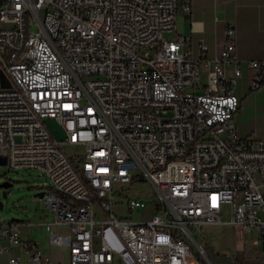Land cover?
Masks as SVG:
<instances>
[{
    "label": "built area",
    "instance_id": "obj_1",
    "mask_svg": "<svg viewBox=\"0 0 264 264\" xmlns=\"http://www.w3.org/2000/svg\"><path fill=\"white\" fill-rule=\"evenodd\" d=\"M181 11L189 0H0V159L46 177L49 244L68 251L54 262L0 225L5 264H201L191 241L224 224L264 254V141L236 133L235 27L218 57L194 56ZM249 67L260 90L264 59ZM144 183L151 200L126 193Z\"/></svg>",
    "mask_w": 264,
    "mask_h": 264
},
{
    "label": "crops",
    "instance_id": "obj_2",
    "mask_svg": "<svg viewBox=\"0 0 264 264\" xmlns=\"http://www.w3.org/2000/svg\"><path fill=\"white\" fill-rule=\"evenodd\" d=\"M189 2L191 12L179 13L177 34L192 36L191 49L194 56L200 54L199 45L204 43L208 46L207 56L218 57L225 44L227 28L230 25L235 27L237 53L242 69V76L234 89L241 98L240 109L234 117L236 133L241 139L253 138L264 141V84L260 90H251L254 70L249 67L250 62L264 59V0H189ZM228 75L232 77V69H229ZM53 219L54 216L49 209L43 213H36L33 222L29 224V229L20 228L22 239L38 244V240L32 238V228L37 227L47 231L46 223L52 222ZM59 231L64 232L63 229ZM48 235L47 231L49 242ZM242 235L244 239L251 236V241L242 246H234L229 252H219L216 258L212 261L208 259V262L210 264H262L264 254L252 245V239L256 234ZM13 252L17 254L19 250L14 248ZM43 252L45 253L44 250ZM67 256L68 251L66 260ZM7 260L8 255H0V264H5Z\"/></svg>",
    "mask_w": 264,
    "mask_h": 264
},
{
    "label": "rangeland",
    "instance_id": "obj_3",
    "mask_svg": "<svg viewBox=\"0 0 264 264\" xmlns=\"http://www.w3.org/2000/svg\"><path fill=\"white\" fill-rule=\"evenodd\" d=\"M174 34H165L164 39L171 41ZM4 74L0 75L2 79ZM3 84L4 81H3ZM6 85V84H5ZM46 126L57 141L65 142V133L56 119H46ZM68 154H72V149L64 147ZM4 159H0V225L17 224L21 227L30 228L36 213H43L48 210L47 201L40 197L41 193H51L48 180L38 170H14L4 166ZM132 197H138L149 201L153 198L154 190L148 183L132 187L127 190ZM150 210L136 213L134 219L143 216L148 217ZM23 228V230H24ZM32 238L38 240V244L50 256L54 262H65L67 250L60 247H51L47 239V231H42L37 227L32 228ZM62 231V230H61ZM251 241L243 238L239 230L231 225H217L204 227L200 235H196L191 241L194 256L201 264H210L217 257L219 252H229L234 246H242ZM62 260V261H61Z\"/></svg>",
    "mask_w": 264,
    "mask_h": 264
},
{
    "label": "water",
    "instance_id": "obj_4",
    "mask_svg": "<svg viewBox=\"0 0 264 264\" xmlns=\"http://www.w3.org/2000/svg\"><path fill=\"white\" fill-rule=\"evenodd\" d=\"M45 193H41L39 194L40 197H44ZM2 206L1 202H0V207Z\"/></svg>",
    "mask_w": 264,
    "mask_h": 264
}]
</instances>
